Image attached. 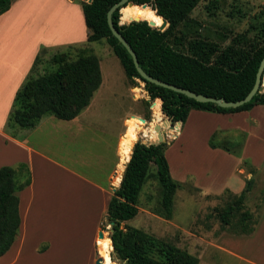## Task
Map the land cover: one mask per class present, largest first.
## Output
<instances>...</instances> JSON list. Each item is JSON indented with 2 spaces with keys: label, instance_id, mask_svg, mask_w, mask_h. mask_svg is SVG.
<instances>
[{
  "label": "trees",
  "instance_id": "1",
  "mask_svg": "<svg viewBox=\"0 0 264 264\" xmlns=\"http://www.w3.org/2000/svg\"><path fill=\"white\" fill-rule=\"evenodd\" d=\"M119 1L81 2L87 42L105 41L118 59L126 78L132 84H136L134 79H139L150 100L154 101L151 106L157 104L160 109L161 105L160 112L173 123L185 124L193 110L233 114L264 105V94L256 93L248 103L238 108H221L211 103L196 102L140 78L131 56L113 37L107 24L108 10ZM201 1L130 0L133 5L150 6L158 17L166 20L168 27L162 32L148 26L146 21L120 24V10L112 14V22L131 46L139 66L147 75L207 97L223 98L228 102L241 100L253 88L264 57V23L257 36L249 38L244 34L236 35L224 48L197 36L189 39L190 36L180 31V27L192 21L190 15ZM10 6L11 0H0V15L8 11ZM77 50L74 59H69L66 54L54 56L51 63L53 70L37 75L39 55L45 49L40 50L30 74L15 94L13 108L8 116L9 123L21 129H30L45 115L70 121L90 104L101 85L99 59L88 47ZM164 124L167 125L166 122ZM209 146L212 149L218 148L212 142H209ZM151 164L161 188L162 215L166 220L172 217L174 196L179 185L171 177L165 157V144L146 145L137 142L120 185L113 192L106 209V220L113 223L109 235L112 246L110 259L119 264H198L199 260L191 254L139 229L122 227L123 223L138 214V196ZM250 181L246 182L244 190L225 210L223 222L227 221V215L235 211L236 206H242L251 189ZM30 184L31 174L25 164L0 167V257L17 239L21 224L17 193Z\"/></svg>",
  "mask_w": 264,
  "mask_h": 264
},
{
  "label": "rangeland",
  "instance_id": "2",
  "mask_svg": "<svg viewBox=\"0 0 264 264\" xmlns=\"http://www.w3.org/2000/svg\"><path fill=\"white\" fill-rule=\"evenodd\" d=\"M73 1L79 5L85 2ZM14 8L18 11L16 19L23 21V4L16 1ZM28 11L32 16V24L36 21L43 23L47 21L49 26L57 25L60 15L64 17L63 8L55 2L30 4L26 12ZM190 18L192 21L180 27V31L187 32L189 39L197 36L216 42L224 48L236 35L244 34L253 38L260 33V27L264 23V0H202ZM120 24L128 23H122L120 19ZM73 25L75 27V21ZM75 28L79 30L80 27ZM76 45L78 47L59 46L45 49L39 55L40 63L36 69L37 75L52 71L54 66H51V63L54 56L66 54L69 59H74L78 54L77 48L80 47H88L99 59L102 86L99 93L101 97L98 100L101 101L96 97L94 104L106 106L101 110L109 111L107 115L113 118L107 129H104V121L101 122L103 127L98 122V126L92 128L93 131L100 130L101 134L106 132L107 135L105 137L103 133L99 135L100 137L87 138L91 142L86 139V144L92 152L85 155L83 150L76 151V155L72 156V160L74 158L77 161L75 170L99 180L106 167L105 162L111 158V153L108 152L103 162L97 159L102 146L99 139H110V132L118 125L115 119L125 113H133L147 123L138 133L134 145L137 142L146 145L156 142L155 127L161 126L170 174L179 185L174 196L172 217L166 220L161 211V188L155 176L154 166L151 164L138 196V214L134 219L123 223L122 227L139 229L157 240L191 254L199 260L198 264H264L263 160L260 166H255L249 159L242 157L247 134L236 129L239 125L245 127L248 120L243 117L235 118L231 116L232 114L223 118L213 117L216 114L205 117L209 113L193 110L190 112L188 122L181 124L178 130H170L162 112V122H154L151 106L153 101L145 92L144 84L138 80H135L136 84L129 81L130 86L136 85L138 88V91L133 88L135 103H130L127 78L105 41ZM139 92L142 96L137 95ZM101 115H105V112ZM151 132L156 134L154 138H151ZM79 141L83 143V140L78 139ZM209 142L217 145V149L229 154L228 156L238 157L240 160L237 161L235 168L233 163L228 166L232 158L225 161L226 165H222L221 158H217L210 150ZM251 142L248 153L256 147L252 140ZM261 154H264V146ZM110 176L103 187L112 196L115 181L114 177L110 181ZM248 180H251V189L246 194L242 206H236L235 211L227 215V223L223 222L222 215L244 190ZM73 193L76 194L75 188ZM110 229L105 219L101 225L104 237L108 238ZM76 230L75 237L68 234L64 236L65 238H58L55 244L53 242L45 256H34L30 249L17 255L14 250L12 253L6 252L0 258V264H83L88 240L81 241L80 237L83 235ZM54 232L56 233L55 228ZM111 252L112 249L109 257ZM82 258L84 260L81 262ZM113 263L119 264L116 261Z\"/></svg>",
  "mask_w": 264,
  "mask_h": 264
},
{
  "label": "crops",
  "instance_id": "3",
  "mask_svg": "<svg viewBox=\"0 0 264 264\" xmlns=\"http://www.w3.org/2000/svg\"><path fill=\"white\" fill-rule=\"evenodd\" d=\"M16 1L18 4H23V21L16 19L18 13L14 8ZM16 1L11 2L9 10L0 15V167L25 164L31 174V184L17 193L21 224L17 239L7 252L12 253L15 250L18 255L30 249L34 256L42 257L49 252L53 242L54 244L58 242V238L62 239L68 234L75 237L77 234L74 231L77 229L76 231L83 235L80 240L83 242L88 240L83 264H95L100 256L97 245L98 232L102 231L101 225L106 219V209L111 198L103 184L108 182L111 174L110 181L113 177L115 181L113 192L120 185L128 163L121 167L120 147L127 132L129 117L137 115L125 113L114 118L118 125L110 132V139H99L102 146L99 149L101 154L97 159L103 162L107 153H111V158L105 162L106 167L99 180L76 171L77 161L74 158L72 160V156L74 157L79 149L83 150L85 155L92 152L86 144L87 140L90 141L87 138L100 137L101 134L100 130L93 131L92 128L98 126V122L101 124L104 121V129H107L112 121L113 117L107 115L109 111L101 110L106 106L94 104L96 97L97 100L101 97L99 93L102 83L94 93L90 104L73 120L63 121L45 115L30 129H21L9 123L8 116L13 108L15 94L30 74L40 50L87 42V29L81 5L75 4V1ZM43 1L58 3L63 8L64 17L60 15L57 25L49 26L47 21L44 23L36 21L32 24L30 11L26 12L27 7ZM74 21L75 27L81 28V34L80 28L78 30L74 27ZM126 83L129 88L130 103H135L133 100L135 92L132 91L133 88L138 91V88L135 87L136 85L130 86L128 79ZM137 95H141L140 92ZM104 112L105 115H101ZM210 114L216 113L206 114L205 117H211ZM227 115L229 114L212 116L223 118ZM231 116L248 120L245 122V127L240 125L236 127L247 134L242 157L249 159L255 166H260L263 160L264 168V154H261L264 146V105L256 106L247 112L233 113ZM101 126L103 127L102 124ZM103 133L106 137L107 133ZM78 139L83 140V143L78 142ZM251 140L256 147L248 153ZM210 150L217 158H221L222 165H226L225 161L232 158L228 166L233 163L235 168L237 161L240 160L234 155L228 156L229 154L221 150L211 148ZM131 153L132 150L130 156ZM83 260L80 259L81 262Z\"/></svg>",
  "mask_w": 264,
  "mask_h": 264
},
{
  "label": "water",
  "instance_id": "4",
  "mask_svg": "<svg viewBox=\"0 0 264 264\" xmlns=\"http://www.w3.org/2000/svg\"><path fill=\"white\" fill-rule=\"evenodd\" d=\"M91 2H92V0H86L85 1V3H91ZM126 6H134V5L132 2H130V0H120L117 4L113 5L107 12V24H108V27H109L113 37L118 40V42L126 49L128 54L131 56L133 64L135 66V69H136L137 73L140 75V78H142L143 80L150 82L154 85L170 89L176 93L183 94L186 97L193 99L196 102L211 103V104H214V105H217L221 108H226V109L238 108V107L248 103L256 93H263V89H264V57L260 62L253 88L249 91V93L243 99L235 101V102H228V101L224 100L223 98H213V97H207V96H204L201 94H197L195 92L176 87L174 85L165 83L161 80L155 79V78L147 75L139 66V62H138L137 57H136L134 51L132 50L131 46L123 38V36L120 34V32L114 27L113 22H112V14L116 10H121L122 8H124ZM142 7L145 8V7H148V5L144 4V5H142ZM138 21H146V20H134V22H138ZM131 22H133V21H131ZM146 22L148 23V26H150L151 28H155L161 32L164 31L168 27V23L164 19H162V23L159 26H155L154 22H152V21L151 22L146 21ZM136 80H138L140 82L139 79H136ZM159 101L162 102L160 99H159ZM164 116L166 118V121L169 123V129L170 130H178L179 129V127L182 124L181 122L173 123L166 115H164ZM142 121H145V120H142ZM155 132L157 134V141L154 142L153 144H149V145H158V144H162L165 142V137H164L163 131H161L160 125H156ZM108 224H109L110 228L113 226L112 222H109ZM111 232H112V230L110 229V233ZM102 238H103V232L99 231L98 232V239H102ZM111 249H112V246H111ZM95 264H104V259L102 257H98L95 261Z\"/></svg>",
  "mask_w": 264,
  "mask_h": 264
},
{
  "label": "bare ground",
  "instance_id": "5",
  "mask_svg": "<svg viewBox=\"0 0 264 264\" xmlns=\"http://www.w3.org/2000/svg\"><path fill=\"white\" fill-rule=\"evenodd\" d=\"M86 1V0H84ZM121 22L129 23L134 20H146L148 22H154L155 26H159L162 23V19L156 15V13L149 7L143 8L142 6H126L120 10ZM142 96V95H141ZM154 103V101H153ZM152 110L154 114V122H162V113L160 112L159 106L157 104L152 105ZM141 117L132 116L129 117L127 121V132L122 140L120 147V165L121 167L129 161L130 152L134 143L138 139V133L142 128L146 126V122ZM151 126V125H150ZM153 126V125H152ZM155 136L154 132H151V138ZM98 251L100 256L104 259V264H114L110 257L109 253L111 250L110 240L107 237L97 240Z\"/></svg>",
  "mask_w": 264,
  "mask_h": 264
}]
</instances>
